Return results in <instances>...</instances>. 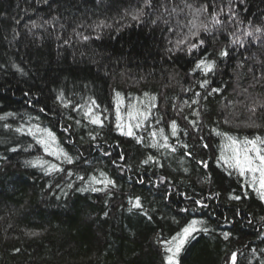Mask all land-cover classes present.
<instances>
[{"label":"trees","instance_id":"obj_1","mask_svg":"<svg viewBox=\"0 0 264 264\" xmlns=\"http://www.w3.org/2000/svg\"><path fill=\"white\" fill-rule=\"evenodd\" d=\"M0 117V264H264V0H0Z\"/></svg>","mask_w":264,"mask_h":264},{"label":"snow or ice","instance_id":"obj_2","mask_svg":"<svg viewBox=\"0 0 264 264\" xmlns=\"http://www.w3.org/2000/svg\"><path fill=\"white\" fill-rule=\"evenodd\" d=\"M151 0H145L146 5H150ZM204 11H207V6H202ZM143 15V10L141 9L138 11L135 15L132 16L133 20H138L139 17ZM213 19L215 20V16H213ZM216 23H219L218 20L215 21ZM204 31H208L207 27L204 25H201ZM256 32H260V28L255 29ZM197 32H193L192 35L195 36L197 35ZM246 35H252L251 32L245 33ZM203 43V41H201ZM196 44H191L190 49L196 48ZM226 52H222L221 55H226ZM203 66V69L205 72H210L214 66V62H205V61H200V63L197 64V67L200 68ZM207 81L204 82V84H201V87H204ZM213 91H217L216 89H213ZM119 96V94H117ZM154 99V98H153ZM94 103V102H93ZM133 107V106H130ZM255 109H253L254 111ZM129 115L131 116L132 113L130 112ZM141 116H143L144 119H147V116L143 113H140ZM2 119V117H0ZM117 119L119 121V115L117 116ZM92 123H100L99 118L96 117L92 120ZM118 127L120 125L118 124ZM136 127H139V124L136 125ZM173 127V135H175V121H173L172 124ZM19 131V129H18ZM44 132L47 133L48 136H52L50 132H48L47 129L43 130ZM127 135L131 136L133 135V131L131 126H129V130L127 132ZM155 135V133H153ZM54 140L55 138L52 137ZM231 139V138H230ZM139 142V140H138ZM38 143L45 144L44 140H39ZM233 144H237L238 142L235 140H232ZM261 143L264 144V140H261V138L257 137L255 140H246L243 142L244 147H237L233 149V155L228 157L226 160V163L228 164L229 168H233L239 171V174L241 176L245 175L246 172H251V173H259V187L260 189H264V149H261L257 147V144ZM250 145L251 147H248ZM155 146V145H153ZM15 151V149H13ZM45 151H48L47 146L45 147ZM255 155H252V154ZM65 156V159L67 162L71 163V158L67 156L66 153H63ZM149 160L152 159V157L148 158ZM148 161H144V163H147ZM35 166V165H33ZM55 165L51 166L48 171L50 172L51 170L55 169ZM47 174V172H46ZM95 180V178H93ZM99 182V181H96ZM106 185L107 184H112L113 182L111 180H108L105 178L103 181ZM254 182H255V177H254ZM86 190V189H85ZM92 191H97V189L93 188ZM235 199H240L239 196L234 197ZM261 199H264V191L261 192ZM200 201H197V204H199ZM136 208H139L140 201L139 198L136 199L135 204L133 205ZM197 221L193 220L191 221L186 227H184L180 233H177L176 236H173L170 241H164L166 245H168L165 249L166 253L168 255L165 256V264H178L177 257L179 256L181 250L183 249L185 243L189 240L190 237H192L193 233L197 231L196 228ZM206 231V229H204ZM227 233H225V237H227ZM235 260V254H233V261Z\"/></svg>","mask_w":264,"mask_h":264}]
</instances>
